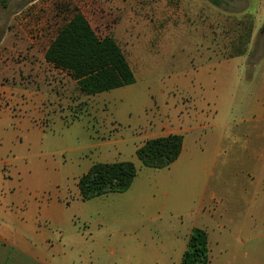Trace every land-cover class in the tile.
I'll use <instances>...</instances> for the list:
<instances>
[{
	"label": "rangeland",
	"instance_id": "1",
	"mask_svg": "<svg viewBox=\"0 0 264 264\" xmlns=\"http://www.w3.org/2000/svg\"><path fill=\"white\" fill-rule=\"evenodd\" d=\"M77 12L99 38L116 41L135 84L86 96L46 62L50 44ZM262 88L264 0H0V193L14 213L0 223L16 225L28 210L38 220L57 216L39 222L49 237L40 249L51 264H177L201 188H194L188 213L173 215L172 194L160 191V179L155 191L157 171L145 176L134 151L157 135L180 132L195 112L205 117L204 127L214 118L259 117L253 107L264 98ZM207 151L201 161L212 162ZM246 153L220 177L227 182L226 220H233L225 232L245 220L253 225L251 264H264V169L250 174L244 163L254 161ZM120 162L137 167L131 193L82 201L79 179L95 164ZM250 178L256 220L243 217L242 184ZM140 214L146 217L128 218ZM232 245L210 264H249L244 249L234 254Z\"/></svg>",
	"mask_w": 264,
	"mask_h": 264
},
{
	"label": "crops",
	"instance_id": "2",
	"mask_svg": "<svg viewBox=\"0 0 264 264\" xmlns=\"http://www.w3.org/2000/svg\"><path fill=\"white\" fill-rule=\"evenodd\" d=\"M234 60L236 58L218 63L215 66L218 68ZM262 91L264 92V88H262ZM226 107L231 109L233 106L228 104ZM253 109L256 112H260L259 117L239 121H236V117L230 116L217 121L214 118L212 119V125L208 127L203 126L205 117L200 113L195 112L191 117H187L183 121L184 128L180 132L174 133V135L183 136L184 139L183 150L179 159L169 168L153 172L159 177L154 183L155 191H157V184L160 179L163 180L161 186H159L160 191L166 190V198H169L170 194H172V201H174L172 213L175 216L182 215L185 212L188 213V209L192 207L191 204L193 203L194 188H201L200 197L194 209L196 210V216L189 227L185 243L182 244L179 252L177 251L175 258L177 264L178 262L181 264L189 236L195 228L205 230L208 234L210 263L211 259L214 261V253L222 250L227 251V247L231 244H233L234 254L238 252L236 248L244 249L245 256L249 258V264L256 262L254 255L257 252V246L254 241L257 234L255 233L256 231L251 230L253 225L245 224V220L244 225L233 224L229 226L228 228L232 229V233L228 234L225 232L229 221L231 223L233 220L232 218L226 220L225 204L229 201L227 182L220 178L222 171L227 167L231 166V169L234 168L233 166L236 163L235 156L240 152H247L246 154H249L254 161V164L244 163L246 170H249L250 174L264 169V98L258 101ZM243 123L248 125L245 128H241L242 126L240 125ZM205 129H210V132L201 135L200 132ZM159 137L162 138L164 136L157 135L155 138ZM144 144L145 142L141 143L134 152L136 153L137 149ZM204 148L208 149L206 155L208 153L214 155L212 162L201 161L206 158V156L201 157V154L204 153ZM233 157L234 162H230ZM215 168H218L217 178H214ZM150 171L151 169L145 168L143 172L145 176H149L152 173ZM208 171H210L209 177L206 176ZM200 176L202 177L201 179ZM135 181L133 185H135ZM254 186L252 180L244 182L241 193L243 194L242 202L248 206V210L243 213L245 214L243 217L246 219L252 217L256 220L257 218L251 215L256 202ZM132 187L127 193H131ZM179 187L184 188V190L179 192L177 190ZM167 189L170 192H167ZM136 208L143 211L146 210L145 206H141L138 203H136ZM8 214L14 213L9 209L8 196L1 192L0 216H8ZM21 214H24L22 219L14 220L16 225L8 224V222L12 221L8 218H5L6 223H0V264H51L48 257L40 249L48 242L49 237L39 225V222H57L59 218L57 216L51 218V216L43 215L41 217L42 220H38L37 217H33L32 210ZM248 214L250 215L248 216ZM138 217H146V214L130 215L128 218L135 220ZM223 218L228 222H224ZM166 260L168 258H161L162 262ZM215 260H218L217 256ZM154 262V264H158L159 260H154Z\"/></svg>",
	"mask_w": 264,
	"mask_h": 264
},
{
	"label": "trees",
	"instance_id": "3",
	"mask_svg": "<svg viewBox=\"0 0 264 264\" xmlns=\"http://www.w3.org/2000/svg\"><path fill=\"white\" fill-rule=\"evenodd\" d=\"M45 60L66 72L86 96L135 84L134 73L124 53L111 37L99 38L82 13H75L52 41ZM183 136L169 135L145 142L136 157L145 168L161 170L175 163L183 150ZM138 175L132 162L95 164L78 181L82 201L108 194H122ZM181 264H210L209 240L205 230H192Z\"/></svg>",
	"mask_w": 264,
	"mask_h": 264
}]
</instances>
